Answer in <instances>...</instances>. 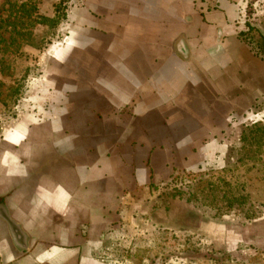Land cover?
I'll use <instances>...</instances> for the list:
<instances>
[{
	"label": "rangeland",
	"instance_id": "374dc122",
	"mask_svg": "<svg viewBox=\"0 0 264 264\" xmlns=\"http://www.w3.org/2000/svg\"><path fill=\"white\" fill-rule=\"evenodd\" d=\"M59 2L0 0V218L78 224L83 256L50 242L65 264H264V0ZM150 23H181L173 53L193 63L137 67ZM27 242L0 222V264H32Z\"/></svg>",
	"mask_w": 264,
	"mask_h": 264
},
{
	"label": "crops",
	"instance_id": "0c3cea01",
	"mask_svg": "<svg viewBox=\"0 0 264 264\" xmlns=\"http://www.w3.org/2000/svg\"><path fill=\"white\" fill-rule=\"evenodd\" d=\"M146 3H147V1H146ZM219 7H222L226 12L227 11L230 12L229 11L230 8H229L228 4H226V3L220 4ZM144 10H147V11L151 10V4L147 3V5H145V9ZM211 10H208V12H207L209 17L212 16L213 12H220L219 10H215L213 8ZM225 14H227V13H221V17L219 16V18L221 19L222 15H223V18H224ZM148 15H150V14H148ZM143 17L144 18H148V16L146 14H144ZM184 17H186V15L185 16L183 15L182 17H179V19L180 18H184ZM216 17H218V16H216ZM92 18H94V19L98 18L99 19L100 16L99 15H95V16H92ZM212 20H211L212 24L214 22L217 23L214 26L215 30H217L219 32H222L225 29L226 20L225 21H215V19L213 21ZM91 25H93L92 22H91ZM179 26L181 27V23H178L176 28H174V30H173V28L168 27V28H165L164 31L162 29H159L158 26L157 27L156 26H151V23H150V26H144L145 28H142V27L140 28V26H136V30L133 31L132 35H133L134 45L135 44L137 45V52L135 51L136 61H139V62H135L137 67L146 68V67H151V66H153V67L158 66L159 68H161V67L165 68V67L171 66L173 63H178V65H183V64H186V63H189V64L193 63L192 59L188 58L185 61H183L182 58L177 57L173 53V43L176 41V39L181 34V30H177L178 29L177 27H179ZM175 30H176V32H174ZM190 36L192 38V32L190 33ZM113 37H114L113 41L110 40V46H109L108 49L110 51H116V50H119V49L122 50V51L123 50L125 51L126 48L124 46V43H126V41L125 40L122 41V40L118 39L115 36V34L113 35ZM214 37H216L215 34H214ZM213 40H215V39H213ZM91 41H93V40H91ZM93 43H95V42H93ZM119 43H121V47H118ZM122 43H123V45H122ZM85 44H87V40H85ZM191 45H193V44H191ZM199 45H203V44H199ZM84 48L86 49V45H84ZM118 55L119 54L117 53V56ZM120 56L121 55H119V57ZM129 56H130V53H129ZM160 57L162 59L158 60V58H160ZM149 59H151L153 62L149 63L148 62ZM120 62H121V64H123V62H124L123 58H121V57H120ZM147 65H150V66H147ZM140 73H144V72H140ZM141 86H142V83L140 82L139 86H138V90H141ZM137 99H138V102H140L139 100H143L144 96L138 95ZM139 105L140 104H136V107H138ZM26 126H27V128L25 127L24 123L23 124H21V123L17 124L15 126V128H13L11 131L6 133L5 139L9 140V141H11L13 143L14 142L20 143L22 141V139L25 138V133H27V131H28V124ZM4 160H6L8 165L9 164L12 165V167H14L15 169L18 168L19 161H17L16 156H14V155L13 156L12 155L8 156L7 155ZM69 196L70 195H68V197ZM63 198H67V197H63ZM69 198L66 200L65 204L70 202ZM38 200H40V204H43V205L46 204L48 206V208H49V205L52 204V202H50V203L49 202H45L44 197H43V199H39L38 198ZM12 202H13V204L14 203L17 204V206L21 205V199H19L17 201H12ZM19 202H20V204H19ZM23 203H25V202H23ZM0 206H3V207L6 206L7 207L6 208L7 209L6 212H8L9 215H10V210H9L10 206L9 205H7L5 203H0ZM0 222H6V220H4V218L3 219L0 218ZM47 222H49V220H46L45 217H44V218L40 219V221L38 222L39 224L37 226H36L37 222L33 225V226L38 228L37 234H36V232L32 233L29 229H27V230L24 229L28 225L27 222L25 224H23L24 222L15 223L19 227L20 234L22 233V236L25 237V239L28 241L27 242L28 249H27V254H26L25 258L31 259L32 264H55V263H58V262H61L62 264H65L69 260L68 259L69 256L67 254H65L63 256L62 261L60 260L59 257H57L58 254L60 253V252H58V250L63 248V247L60 248L58 245H56V244L53 245V243H50V242L55 241V239H52V236H54V235H56V237L59 236L60 240L62 239L63 241H73L74 236H76V234H77V230L76 229H77L78 224L74 225V222H73V224H69L68 222H56V220L53 219L52 221H50L51 226L55 227V229L60 227V231H61V233H60V231L59 232L57 231L58 229H56V230L47 229V226H48ZM53 231H55L56 234ZM47 233H49L50 236H45V235H47ZM31 234H33V237H34L33 239H31L29 237V235H31ZM56 240H57L56 242H58V239H56ZM29 242H32V243H43L44 245H42V247L39 250L40 252H38L37 255H33L32 254V257H31V253H30L31 247H30V245H28ZM73 242H75L77 244H75L71 248L77 246L75 249H77L76 251H77L78 255H80V256L82 255L83 256L82 253H83V250L86 247V245H85L86 241L84 240V238L82 240H80V241H75L74 240ZM46 244H48V245H46ZM65 253H67V252H65ZM22 258H24V257H22ZM22 258H21V260H22ZM72 260L74 261V259H72ZM22 264H27V263L25 262V263H22ZM83 264H84V262H83Z\"/></svg>",
	"mask_w": 264,
	"mask_h": 264
},
{
	"label": "water",
	"instance_id": "95a60500",
	"mask_svg": "<svg viewBox=\"0 0 264 264\" xmlns=\"http://www.w3.org/2000/svg\"><path fill=\"white\" fill-rule=\"evenodd\" d=\"M6 220H7V224H8L10 233H11V235L13 237V241L15 243H17V239L22 236V234H20L19 227L15 224V222H13L8 217L6 218Z\"/></svg>",
	"mask_w": 264,
	"mask_h": 264
},
{
	"label": "trees",
	"instance_id": "16d2710c",
	"mask_svg": "<svg viewBox=\"0 0 264 264\" xmlns=\"http://www.w3.org/2000/svg\"><path fill=\"white\" fill-rule=\"evenodd\" d=\"M65 0H60L59 4L61 5L62 3H64ZM250 27V26H249ZM249 30H254V28H252V26L249 28ZM264 39V38H263ZM261 51H262V55L264 56V42L261 43Z\"/></svg>",
	"mask_w": 264,
	"mask_h": 264
},
{
	"label": "flooded vegetation",
	"instance_id": "af4514ba",
	"mask_svg": "<svg viewBox=\"0 0 264 264\" xmlns=\"http://www.w3.org/2000/svg\"><path fill=\"white\" fill-rule=\"evenodd\" d=\"M3 214H4V213H3ZM4 217H5V218H7V216H6V215H5Z\"/></svg>",
	"mask_w": 264,
	"mask_h": 264
}]
</instances>
